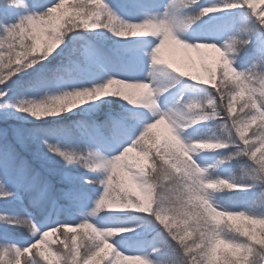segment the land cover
Returning <instances> with one entry per match:
<instances>
[{
	"label": "snow or ice",
	"instance_id": "1",
	"mask_svg": "<svg viewBox=\"0 0 264 264\" xmlns=\"http://www.w3.org/2000/svg\"><path fill=\"white\" fill-rule=\"evenodd\" d=\"M23 257L264 264V0L0 5V264Z\"/></svg>",
	"mask_w": 264,
	"mask_h": 264
},
{
	"label": "rangeland",
	"instance_id": "2",
	"mask_svg": "<svg viewBox=\"0 0 264 264\" xmlns=\"http://www.w3.org/2000/svg\"><path fill=\"white\" fill-rule=\"evenodd\" d=\"M9 0H0V5H4L6 3H8ZM167 56H169L170 58H172L173 60H175L177 63L180 64H184L186 62V54L179 51V50H174V51H170L166 53ZM187 55L191 56L193 58V60L196 59L195 57V53H188ZM177 89H184L185 86L183 84H177L176 85ZM77 169H79L80 171H87L85 169H80L79 166H76ZM21 234H25L26 235V231L22 232ZM54 237H50L49 240H53Z\"/></svg>",
	"mask_w": 264,
	"mask_h": 264
},
{
	"label": "trees",
	"instance_id": "3",
	"mask_svg": "<svg viewBox=\"0 0 264 264\" xmlns=\"http://www.w3.org/2000/svg\"><path fill=\"white\" fill-rule=\"evenodd\" d=\"M98 118H102V116H99ZM253 127H255V125H254ZM223 220H224V223H228V221H227L226 218H223ZM236 223H238V222H236ZM22 235H25V234L17 233V236H18V237H20V236H22ZM61 239H62V237H61ZM53 240H57V244H59V240L57 239V237H54ZM85 242H86V241H85ZM78 243H80V240H79V239H78ZM53 247H54V246H53ZM62 247H63V246L61 245V248H62ZM25 259H27V257H23V258H22L21 264H24ZM44 264H47V262H44Z\"/></svg>",
	"mask_w": 264,
	"mask_h": 264
}]
</instances>
